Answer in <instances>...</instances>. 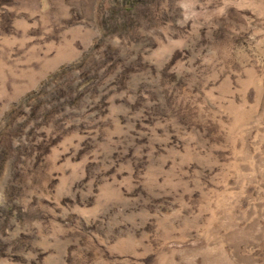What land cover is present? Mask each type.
<instances>
[{
  "label": "rangeland",
  "instance_id": "374dc122",
  "mask_svg": "<svg viewBox=\"0 0 264 264\" xmlns=\"http://www.w3.org/2000/svg\"><path fill=\"white\" fill-rule=\"evenodd\" d=\"M0 264H264V0H0Z\"/></svg>",
  "mask_w": 264,
  "mask_h": 264
}]
</instances>
